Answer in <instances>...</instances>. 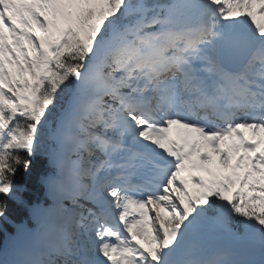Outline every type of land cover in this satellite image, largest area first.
<instances>
[{"label": "snow or ice", "instance_id": "obj_1", "mask_svg": "<svg viewBox=\"0 0 264 264\" xmlns=\"http://www.w3.org/2000/svg\"><path fill=\"white\" fill-rule=\"evenodd\" d=\"M0 264H264V0H0Z\"/></svg>", "mask_w": 264, "mask_h": 264}, {"label": "trees", "instance_id": "obj_2", "mask_svg": "<svg viewBox=\"0 0 264 264\" xmlns=\"http://www.w3.org/2000/svg\"><path fill=\"white\" fill-rule=\"evenodd\" d=\"M3 239V237L2 236H0V240H2Z\"/></svg>", "mask_w": 264, "mask_h": 264}]
</instances>
